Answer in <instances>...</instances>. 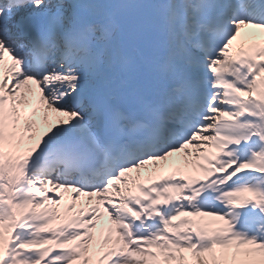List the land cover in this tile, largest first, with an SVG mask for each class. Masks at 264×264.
<instances>
[{
  "label": "snow or ice",
  "instance_id": "1",
  "mask_svg": "<svg viewBox=\"0 0 264 264\" xmlns=\"http://www.w3.org/2000/svg\"><path fill=\"white\" fill-rule=\"evenodd\" d=\"M0 264H264V0H0Z\"/></svg>",
  "mask_w": 264,
  "mask_h": 264
}]
</instances>
